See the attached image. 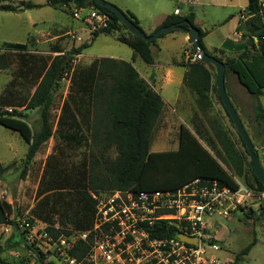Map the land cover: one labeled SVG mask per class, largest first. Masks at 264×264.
I'll list each match as a JSON object with an SVG mask.
<instances>
[{
    "label": "trees",
    "instance_id": "trees-1",
    "mask_svg": "<svg viewBox=\"0 0 264 264\" xmlns=\"http://www.w3.org/2000/svg\"><path fill=\"white\" fill-rule=\"evenodd\" d=\"M4 1L0 0V3ZM47 3L54 8L67 7L74 10L94 6L114 21L103 30L94 32L92 43L100 34L113 35L119 42L130 47L135 56L140 57L146 64H154L151 46L155 45L156 41L147 44L142 38L132 35L111 10L97 5L94 0H48ZM39 7L41 6L29 4L21 10ZM0 10L13 12L15 9L8 4H1ZM242 13H245L248 19L237 28V31L243 32L244 41L242 46L234 48L239 51L238 56L226 60L214 57L223 61L226 66L225 80L232 71L249 94L255 97L257 100L254 108L255 117L258 123L264 125V107L260 103V97L264 95V8L261 0H249L246 10ZM126 14L140 27L139 20L133 13L127 11ZM172 24H178L185 29L198 28L200 47L211 55L203 41L206 32L195 24L194 13L183 17L167 16L156 30ZM92 43L79 46L75 53H82ZM191 45L194 52V45ZM4 47L6 51L18 54H24L27 50V44L24 43H5ZM224 47L234 46L232 42H228ZM11 55L8 52L0 54V71L12 66ZM31 59L42 60L34 56ZM64 61L65 57L55 56L49 64L45 62L42 64L35 91L26 105L24 103L26 109L40 111L42 123L38 130H32L21 112L0 111V125L19 133L29 145L24 171L55 133L50 110L54 102V93L58 90L68 67L64 65ZM186 66L188 70L184 76V83L196 96L199 107L203 111L211 107L210 95L214 89L229 121L236 129L220 98L216 71L211 68V64L198 59L188 62ZM28 67L29 71L32 70L33 64ZM71 81L73 93L63 102L57 121L60 141L72 149L90 148L92 140L99 141L103 143V150H99L101 155L115 146L117 157L115 160H105L102 163L104 167L102 172L97 170V166L101 165L99 162L91 164V160L86 157L79 165L69 166L64 159L65 149L57 148L61 158L57 157L58 154H52L47 158L46 168L36 193L37 203L31 210L33 218L27 221L33 223L36 218L47 223L46 233L52 238L57 239L62 234H71V230L57 228L52 222L51 217L58 213L67 217L72 230L87 231L92 228L96 212V200L93 197L95 194L101 195L115 190L132 192L176 190L196 179L218 180L236 187L235 176H246L248 182L245 181V184L250 189L258 193L264 192V185L253 172L244 142L240 138L245 153L238 149L228 130L218 123L213 125L214 138L204 136L198 128L195 135L186 126L181 125L179 146L176 150L152 152L150 149L153 135L162 115L164 102L161 95L149 86L132 63L109 57L96 58L88 67H75ZM12 100L11 97L5 96L1 98V103L4 106H14ZM98 124L104 128L101 135H98L100 132ZM93 130V139L90 140ZM215 141L221 151L216 148ZM257 154L260 157L258 151ZM6 171L7 168L0 162V180ZM67 195L70 199L65 197ZM260 209L264 213V202ZM252 211L250 208L249 213ZM13 219L15 218H11V207L0 200V225L14 226L15 238L8 241L9 248L15 247V241L20 239L19 226L15 225ZM176 232H178L176 227H167L163 221L152 236L174 237ZM255 244L256 239L237 255L236 261L247 255ZM5 248L6 246L0 244V264H24L4 257ZM89 249L88 242L79 241L71 253L78 260H83ZM36 263L56 264L44 254L39 255Z\"/></svg>",
    "mask_w": 264,
    "mask_h": 264
},
{
    "label": "rangeland",
    "instance_id": "rangeland-1",
    "mask_svg": "<svg viewBox=\"0 0 264 264\" xmlns=\"http://www.w3.org/2000/svg\"><path fill=\"white\" fill-rule=\"evenodd\" d=\"M105 1L117 6L125 13L127 11L133 13L141 23L140 27L147 34L161 15L173 12L177 7L182 10V14H186L190 10L188 3L184 0ZM32 2L41 7L21 10V8H26ZM47 2L48 0H5L0 3V5L8 4L15 9L13 12L0 10V46L3 42L27 44V50L24 54L6 51L4 45L0 47V54L4 52L11 53L13 60V64L9 69L0 71V111L4 112L7 107L16 108L18 112L23 114L24 119L32 130H38L42 123L40 111L38 109H26L25 105L35 91V84L38 80L37 77L41 66L44 62L49 64L55 56L65 57L64 65H68L60 81V86L54 93V102L50 110L55 133L27 165L26 171H24L25 160L29 145L19 133L0 125V162L7 168L4 177L0 180V200L5 201L11 207V218H15L13 220H15V225L19 226L20 234V239L15 241V247L9 248L7 247L8 241L15 238L13 234L14 226L0 225V244L6 246L4 257L23 262L24 264H38L36 260L40 254L47 256L45 250L48 245L43 235L46 233L47 223L34 218V222L30 223L34 239H29L26 235V230L23 228V222H28L27 219L33 218L31 210L37 203L36 193L46 168L47 158L52 154H58L57 157L61 158L58 149H65L66 156L64 159L69 166L79 165L86 157L91 160V164L99 162L101 165L97 166V170L102 172L104 170L102 163L108 159L115 160L117 157L115 146L109 148L103 155L99 153V150H103V143L92 140L94 130L90 135V140H92L90 148L72 149L60 141L57 132V121L61 114L63 102L73 93L71 76L74 68L78 66L88 67L94 59L100 57L133 62V66L138 72L140 71L143 74L144 69L149 68L148 64L139 57L134 59V52L130 47L122 44L115 37L106 34H101L90 48L80 54H76L75 49L85 43H89L92 40L93 33H90L87 29L81 30L79 34L74 32L72 27L63 29V26H70L76 22L83 24V22L81 19L73 17V8L55 9L48 5ZM261 2L264 3V0H261ZM248 3L249 0H199L198 6L192 8L191 11L198 15L196 25L209 33V38L206 40L208 50L212 46H221L225 39L233 37V25L237 22L242 11L246 9ZM88 13L89 9L87 8L82 12V15L86 16ZM59 28L62 29L60 30ZM85 33H88V35ZM56 36H59V38L55 39ZM183 36L184 34L180 31H175L159 38L157 45L161 46L163 51L160 54L154 51L155 58L159 57L165 62L174 58L178 59L182 52L181 40ZM190 48L191 54L193 52L192 45ZM32 56L42 58V60L36 59L34 61L31 59ZM188 62H191V60L188 59ZM30 64H33V69L29 71L28 65L30 66ZM211 68L216 71L212 65ZM182 73L183 67H174V75L171 78V82H169V78L163 77L155 85L157 91L168 102L167 106H174L173 99L179 88ZM226 81L231 96H234L236 105L240 108L243 124L260 154L261 162L264 164V125L258 123L255 117L254 108L257 100L252 95L249 98L243 96L240 89L236 87V76L232 71L228 73ZM211 95L215 99L216 108L222 113V119L226 120V130L231 134L238 149L245 153L240 136L229 121L214 89ZM5 96L11 97L15 105H2L1 98ZM194 103L197 104V101ZM260 103L264 107V95L261 96ZM22 104L23 106H20ZM211 111L212 109L206 114L201 111V113H197L194 106H192L191 115L185 120L186 124L182 123L181 119L178 118V113L173 114L175 118L167 114L162 115L155 127L150 150L152 152L158 151L159 148H157L156 143L162 146L161 148L164 151L174 150L179 144L181 125L186 126L195 135L198 128L204 136L208 135L214 138L213 125L218 123L223 126V123L218 112L213 111L211 115ZM97 122L99 121L97 120ZM102 129H104L103 125L98 124V130H100L99 134L97 132L98 135L102 134ZM201 142L206 145L203 141ZM215 146L217 149L219 148L217 141H215ZM229 172L232 173V171ZM234 178L244 183L245 181L248 182L246 176H235ZM100 191L102 192V190ZM65 197L70 199L69 195ZM262 203L257 201L248 203L245 207L232 212L229 216L215 215L208 219L206 234L209 242L220 248L218 251L211 250L209 256H215L220 261V264H264V213L260 209ZM250 208L253 209L251 213H249ZM51 220L57 228L72 230L71 223L65 215L62 216L58 213L51 217ZM254 239H256V244L251 251L236 261L237 255Z\"/></svg>",
    "mask_w": 264,
    "mask_h": 264
},
{
    "label": "built area",
    "instance_id": "built-area-1",
    "mask_svg": "<svg viewBox=\"0 0 264 264\" xmlns=\"http://www.w3.org/2000/svg\"><path fill=\"white\" fill-rule=\"evenodd\" d=\"M87 8L89 13L83 16ZM73 17L81 19L90 33L103 30L109 22V17L94 6L75 9ZM188 59L194 62L199 57L192 52ZM15 110L7 107L4 111ZM234 180L236 187L218 180L196 179L176 190H115L95 194L92 228L71 230V234H62L57 239L44 233L48 245L45 253L56 264H220L215 256H209L211 250L220 248L209 242L208 219L215 215L229 216L248 203L264 201V192H255L244 182ZM163 221L167 227H176V236H152ZM23 223L27 237L34 239L30 223ZM180 236L197 239L198 244L184 242ZM79 241L90 246L83 260L71 253Z\"/></svg>",
    "mask_w": 264,
    "mask_h": 264
},
{
    "label": "crops",
    "instance_id": "crops-1",
    "mask_svg": "<svg viewBox=\"0 0 264 264\" xmlns=\"http://www.w3.org/2000/svg\"><path fill=\"white\" fill-rule=\"evenodd\" d=\"M184 1H186L188 3V8L190 9L188 13L182 14V10L179 7H177V8L174 9L173 12L165 13L164 15H161L159 18H157V20L155 21V23L149 29V33L148 34L146 33V34L147 35L153 34L156 31V29L162 24V22L165 20V18L167 16L174 15V16H181V17H183V16H187L190 13H194L195 14V24H196V22L198 21V15L195 12L191 11V10H192V8L194 6H198L199 0H184ZM31 4L38 5V4L34 3V2H32ZM55 9H63V8H55ZM245 10L246 9H244L242 12H244ZM247 19H248V17L246 16V14L245 13H242L240 15V17L238 18L237 22L235 23V25H233L234 26V35H233V37L232 38L225 39L222 42V45L219 46V47L218 46L217 47L216 46H212L210 50H208V45H206V40H207V38H209V33L207 31H205V30L202 29L204 32H206V35H205L203 41H204V44H205V47H206L207 51L212 56H216V57L222 58V60H226L228 58H235V57H237L238 54H239V51H237L234 48L235 47H240V46H242V44H244V41L242 39L243 32L242 31H237V28L239 27V25H243L246 22ZM139 23H140V21H139ZM67 27H72L74 29V32H76L78 34L83 29H87L88 30V28L86 27V25L81 24L80 22L79 23H77V22L76 23H72L70 26H68V25L63 26V29H66ZM59 29L61 30L62 28H59ZM174 32L175 31H173L171 33H174ZM181 33H183V32H181ZM85 34L88 35V33H85ZM183 34H184V36H183V38L181 40L182 41V52H181V55H180V57L178 59L177 58H174L171 61L165 62V61L161 60L159 57L155 58L154 51L156 53H159V54L162 53V51H163V48L161 46H158L157 45V40H158L157 39L155 45H152L151 46L152 53H153V56H154V64L148 65L149 68H145L144 69L145 70L144 71V74L145 75L143 73H141L140 71H139V74L145 79V81L149 84V86L152 89H154L156 92H158L157 89H156V87H155V85L158 84V82L163 77L164 78H169V82H171L172 81L171 78L174 75V67H177V66L183 67V73H182L181 79L179 81V88L177 89L176 94H175V97L173 99L174 106L173 107L170 106V105L167 106V103L168 102L160 94V92H158L161 95V97L163 99V102H164V108H163L162 115L167 114V115L171 116L172 118H175L173 114L174 113H178V116H179L178 118L181 119V122L182 123L186 124V121L185 120H187L189 118V116L191 115L192 106H194V109H195V111L197 113H199L201 111L202 113L206 114V113L210 112V110L212 109L211 115H212L213 111H217L218 112V115L221 116L220 118H221V121L223 123L222 125L226 129L227 128L226 127L227 126L226 120H224V118L222 119V113L219 112L220 110H218L216 108L217 105H216L215 99L212 97V95H210L211 96V103H212L211 104V107L207 108L206 111H203V109H201L199 107L198 103L197 104L194 103V102L197 101L196 100V96L193 94V92L184 83V76H185V74H186V72L188 70L186 64L188 63V56L190 55L191 42L189 41L188 36L185 33H183ZM90 36H91V34L89 33V37ZM111 36H113V35H111ZM113 37H115V36H113ZM162 37H164V35ZM162 37H160V38H162ZM58 38H59V36H56L55 39H58ZM94 41H93V43H94ZM228 42H232V44H233L234 47H230V48H227L226 47L225 48L224 47V44L225 43H228ZM5 43H14V42H3L0 47H2ZM91 43H92V40L89 42V44H91ZM209 46H211V45H209ZM83 55H84V53H83ZM137 57L138 56H135V54H134V59L137 58ZM114 59H116V58H114ZM118 60H122V59H118ZM132 64H133V62H132ZM235 76H236V81H235L236 87L238 89H240L241 93L243 94V96L245 98L251 97V94H249V92L246 90V88L240 83V81L237 78V75L236 74H235ZM226 80H227V78H226ZM226 80H225V85H226V91L228 93V96H229V98H230L233 106L235 107L236 111L238 112V114H239V116H240V118H241V120L243 122V119H242L241 114H240V108L237 107L234 96L233 97L231 96L230 91H229V87H228V83L226 84V82H227ZM194 104H196V105H194ZM156 144H157V148H159L158 151H156V152H162V151H164L161 148L162 146H160L158 143H156ZM178 146H179V144H177V146H176V148L174 150H176L178 148ZM218 150L221 151V148L219 147Z\"/></svg>",
    "mask_w": 264,
    "mask_h": 264
},
{
    "label": "water",
    "instance_id": "water-1",
    "mask_svg": "<svg viewBox=\"0 0 264 264\" xmlns=\"http://www.w3.org/2000/svg\"><path fill=\"white\" fill-rule=\"evenodd\" d=\"M94 1L97 5L106 7L109 10H111L132 35L142 38L147 44H152L161 36L173 31H180L188 36L189 41L191 42V44L194 45V49H195L194 54L198 56L200 60L208 64H211L215 67L217 87L222 103L225 106L230 118L232 119L239 133L240 138L242 139V141L246 146L255 176L264 185V165L261 162V159L257 154V149L254 146L238 112L233 106L226 91V85H225L226 66L223 61L215 58L214 56L209 55L208 53L203 51V49L200 47V42H199L200 30L196 27H190L189 29H185L184 27L178 24H172L169 26H164L159 28L152 35H147L139 26L133 23V21L128 17V15L125 12H123L117 6L109 2H106L105 0H94ZM113 21H114L113 19H109L108 26H110V24L113 23ZM179 238L184 242L190 244H194V245L198 244L197 239L188 238L186 236H180Z\"/></svg>",
    "mask_w": 264,
    "mask_h": 264
}]
</instances>
